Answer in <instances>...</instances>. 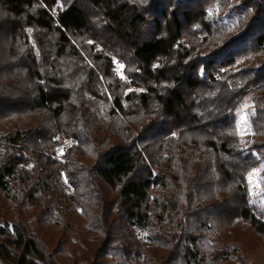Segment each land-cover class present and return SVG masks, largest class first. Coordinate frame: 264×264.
<instances>
[{"label": "trees", "instance_id": "1", "mask_svg": "<svg viewBox=\"0 0 264 264\" xmlns=\"http://www.w3.org/2000/svg\"><path fill=\"white\" fill-rule=\"evenodd\" d=\"M250 100L264 0H0V264H255Z\"/></svg>", "mask_w": 264, "mask_h": 264}, {"label": "rangeland", "instance_id": "2", "mask_svg": "<svg viewBox=\"0 0 264 264\" xmlns=\"http://www.w3.org/2000/svg\"><path fill=\"white\" fill-rule=\"evenodd\" d=\"M238 118L235 123V131L243 140L244 145H249L253 139L264 140V111L257 110L251 100L242 104L238 109ZM247 118L246 120L244 118ZM52 149V152L56 156L60 157L61 150L64 151L71 145H75L76 142L70 139L61 140ZM0 149L2 145L0 144ZM250 191L252 202L263 201L264 202V190L262 189V175L260 170H255L250 174ZM250 262L255 264H264V245L256 251L254 256L250 257Z\"/></svg>", "mask_w": 264, "mask_h": 264}, {"label": "snow or ice", "instance_id": "3", "mask_svg": "<svg viewBox=\"0 0 264 264\" xmlns=\"http://www.w3.org/2000/svg\"><path fill=\"white\" fill-rule=\"evenodd\" d=\"M118 67L120 69H123L124 66L122 64H120V65H118ZM121 78L123 79L124 77L122 76ZM244 119L246 120L247 118L245 117ZM61 154H63V150H61ZM249 180H251V177H249ZM65 183H67V180L65 181Z\"/></svg>", "mask_w": 264, "mask_h": 264}]
</instances>
